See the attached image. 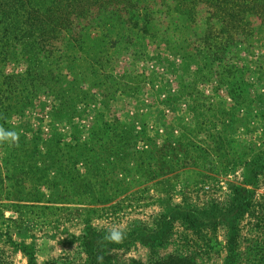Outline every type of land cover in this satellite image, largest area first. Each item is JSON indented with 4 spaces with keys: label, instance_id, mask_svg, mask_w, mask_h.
Here are the masks:
<instances>
[{
    "label": "rangeland",
    "instance_id": "1",
    "mask_svg": "<svg viewBox=\"0 0 264 264\" xmlns=\"http://www.w3.org/2000/svg\"><path fill=\"white\" fill-rule=\"evenodd\" d=\"M210 3L188 0L184 25L170 0L102 3L74 45L0 26V129L18 137L0 140V264H224L230 234L264 253V24L201 23ZM236 188V234L182 218Z\"/></svg>",
    "mask_w": 264,
    "mask_h": 264
},
{
    "label": "trees",
    "instance_id": "2",
    "mask_svg": "<svg viewBox=\"0 0 264 264\" xmlns=\"http://www.w3.org/2000/svg\"><path fill=\"white\" fill-rule=\"evenodd\" d=\"M0 0V26L5 28L11 26L10 15H15L13 20L14 26L19 27H35L37 33L43 36H50L52 32L66 31L69 35L66 42L74 45L82 32L90 27L91 23L85 21L83 25H79V16L87 15L89 18L93 16L98 5L106 3L116 8H136V4L141 0ZM159 4L162 0H153ZM173 6L177 3L176 10L170 14V18L180 25L186 22L187 12L186 2L188 0H170ZM125 3V4H124ZM121 4V5H120ZM212 7L215 11L210 15H204L201 23L207 22L211 24L213 18H217L218 23L222 27L239 29L241 31L253 30L254 23H250V17L256 16L258 21L264 24V0H211ZM133 10V9H131ZM217 12L219 14L216 16ZM107 13V12H106ZM90 21V20H89ZM35 32V31H34ZM250 190L236 188L234 197L230 204L224 209L211 208L202 214L194 213L192 210L183 209L182 218L189 224L190 228L202 226L216 225L217 223L225 224L232 234H236L235 225L240 218L249 210L250 207ZM176 210V209H174ZM181 214V213H180ZM203 218H201V216ZM231 220V222H229ZM233 223V224H232ZM232 224V225H230ZM214 225V226H215ZM241 258H245L244 264H264V253H253L242 257L238 252L235 238L230 234L228 239V253L224 260V264L241 263ZM184 260V262H183ZM246 261V262H245ZM29 264H36L33 260H29ZM156 264H193L189 257L183 259L177 257H169L166 260L158 261Z\"/></svg>",
    "mask_w": 264,
    "mask_h": 264
},
{
    "label": "clouds",
    "instance_id": "3",
    "mask_svg": "<svg viewBox=\"0 0 264 264\" xmlns=\"http://www.w3.org/2000/svg\"><path fill=\"white\" fill-rule=\"evenodd\" d=\"M17 139H18L17 134L14 131H7L4 129H0V140H9V141L14 142ZM123 237H124V233L122 231L113 229L107 234L105 238L111 242L118 243L123 239Z\"/></svg>",
    "mask_w": 264,
    "mask_h": 264
}]
</instances>
